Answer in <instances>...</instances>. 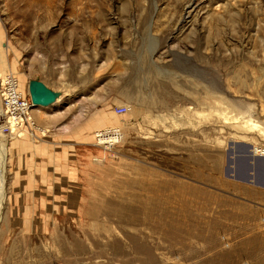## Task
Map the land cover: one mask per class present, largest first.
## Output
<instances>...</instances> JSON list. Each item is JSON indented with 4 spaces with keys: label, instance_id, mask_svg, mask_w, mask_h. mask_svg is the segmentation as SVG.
I'll list each match as a JSON object with an SVG mask.
<instances>
[{
    "label": "rangeland",
    "instance_id": "374dc122",
    "mask_svg": "<svg viewBox=\"0 0 264 264\" xmlns=\"http://www.w3.org/2000/svg\"><path fill=\"white\" fill-rule=\"evenodd\" d=\"M7 74L58 98L0 128V264H264V135L219 111L264 127V0H0ZM107 197L151 216L93 220Z\"/></svg>",
    "mask_w": 264,
    "mask_h": 264
},
{
    "label": "bare ground",
    "instance_id": "6f19581e",
    "mask_svg": "<svg viewBox=\"0 0 264 264\" xmlns=\"http://www.w3.org/2000/svg\"><path fill=\"white\" fill-rule=\"evenodd\" d=\"M58 98V95L56 96V99L52 102V104L54 102H56ZM222 103V108L219 109V111L224 115V118L226 120H231V121H245L249 126H251L252 128H254L255 130L259 131L260 133H262L264 135V127L259 123V121L257 119H254L252 117V115L250 113L246 114L244 111H240V112H236L235 110L231 109L230 107H232V105H230L228 102L224 101V100H220ZM50 104V105H52ZM226 105V106H224ZM37 106V105H35ZM129 107V106H128ZM234 107V105H233ZM232 107V108H233ZM131 110V109H130ZM239 111V110H237ZM107 114V113H106ZM0 118H1V114H0ZM101 118V117H100ZM106 117L102 115V120L101 122H106ZM136 120V119H135ZM132 121L130 124L131 125H136L137 121ZM166 120V119H165ZM110 122V120H107V123ZM1 126V125H0ZM1 128V127H0ZM116 128H112V127H105L102 130H99L96 132L98 138L100 141H98V143H104V142H109L110 145H107L106 148H109L111 146H113L114 142L120 140L123 136H107L104 137L103 133H106L108 131H113ZM20 135V134H19ZM18 135V136H19ZM121 135V134H120ZM1 136V135H0ZM9 142L4 140V139H0V153H1V157H0V192H1V197H2V203H3V197L5 196L3 194V183H4V177H3V172H4V167L6 164V159H7V154H8V149H9ZM261 151H263L264 149L261 148ZM264 153V152H263ZM241 178V177H240ZM106 181V180H105ZM111 181V180H110ZM174 181V180H173ZM174 183V182H173ZM157 184V183H156ZM166 184V183H163ZM105 185V184H104ZM162 185V184H161ZM160 185V186H161ZM106 186V185H105ZM151 186V185H150ZM183 186V185H182ZM164 186H162L163 188ZM169 188V186H168ZM186 188V187H185ZM160 189V188H159ZM156 190V189H155ZM187 190V189H186ZM102 191V190H101ZM196 192V191H194ZM157 193V192H155ZM97 194V193H96ZM160 194V193H159ZM168 194V193H167ZM201 194V193H200ZM162 195V194H161ZM166 195V194H165ZM171 195V194H169ZM196 195V194H195ZM120 196V195H119ZM160 196V195H159ZM103 197V196H102ZM163 197V196H162ZM166 197V196H165ZM5 198V197H4ZM164 198V197H163ZM171 199V197H169ZM1 199V198H0ZM119 199V198H118ZM106 201V202H105ZM164 201V200H163ZM102 202V203H101ZM120 202V201H119ZM0 204V209L3 206V204ZM168 203V202H167ZM123 204V202H122ZM130 204V203H129ZM91 207V209H90ZM129 207V206H128ZM139 208H141L140 206H138ZM130 208V207H129ZM128 208V209H129ZM143 208V207H142ZM153 208V207H152ZM125 209V208H124ZM124 209H119L117 207V205L114 204V200L112 198H102L100 200L99 203H92V205L89 204L88 209H87V215L91 216V218L93 220L96 221L97 218L102 219L104 222L108 223V222H112V221H117V223H123V221L125 220L126 222L129 223H141V222H145L147 220L148 216L147 214H145V212L142 209H136V208H132V210H126L124 211ZM158 209V208H157ZM154 210V209H153ZM152 211V210H151ZM167 211V210H166ZM147 212V211H146ZM149 212V211H148ZM158 212V211H157ZM162 212V211H161ZM159 213V212H158ZM163 213V212H162ZM120 214V217H119ZM123 214H127V216L123 217ZM130 214V215H129ZM164 214V213H163ZM115 215H117V217H114ZM183 215V214H182ZM156 216V215H155ZM162 216V215H161ZM164 216V215H163ZM159 217V216H158ZM156 218V217H155ZM163 219V218H162ZM165 219V218H164ZM98 220V219H97ZM156 220V219H155ZM152 221V220H151ZM155 222V221H154ZM176 223V222H173ZM167 224V222L165 223ZM84 250V249H83Z\"/></svg>",
    "mask_w": 264,
    "mask_h": 264
},
{
    "label": "built area",
    "instance_id": "2783aa9c",
    "mask_svg": "<svg viewBox=\"0 0 264 264\" xmlns=\"http://www.w3.org/2000/svg\"><path fill=\"white\" fill-rule=\"evenodd\" d=\"M3 124L1 131L8 135H19L29 124L33 125L31 117V101L18 88L17 78L12 74L5 75L0 91ZM125 108L119 106L115 112L121 114Z\"/></svg>",
    "mask_w": 264,
    "mask_h": 264
},
{
    "label": "water",
    "instance_id": "95a60500",
    "mask_svg": "<svg viewBox=\"0 0 264 264\" xmlns=\"http://www.w3.org/2000/svg\"><path fill=\"white\" fill-rule=\"evenodd\" d=\"M28 93L32 105L48 106L56 99L58 92L48 87L43 81L34 78L28 81ZM240 162V160H238ZM236 162L238 166L240 163ZM242 164V163H241ZM245 180H252L254 172L264 171V158H255L254 155H245Z\"/></svg>",
    "mask_w": 264,
    "mask_h": 264
}]
</instances>
